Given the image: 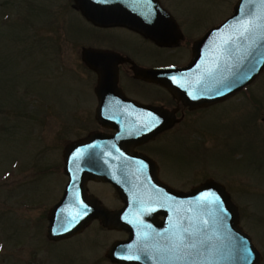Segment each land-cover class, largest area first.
I'll list each match as a JSON object with an SVG mask.
<instances>
[{
	"label": "rangeland",
	"instance_id": "obj_1",
	"mask_svg": "<svg viewBox=\"0 0 264 264\" xmlns=\"http://www.w3.org/2000/svg\"><path fill=\"white\" fill-rule=\"evenodd\" d=\"M67 1L0 0V264L48 263V242L35 220L44 205L32 204L43 203L41 196L47 191L41 194L31 166L44 157L58 160L69 141L90 129L84 127L85 114L74 113L75 105L91 102L92 93L84 75L72 71L78 67L77 38H72L78 31L68 29L74 18ZM236 2L166 1L182 18L186 10L195 18L193 30L185 28L190 37L227 18ZM262 73L248 86L250 99L239 95L219 104L204 122L205 129L182 128V190L190 191L209 177L225 184L238 206L240 225L264 250ZM24 160L27 168L21 172ZM50 181L54 194H59L56 185L62 177L55 174ZM22 195L27 197L26 207H21ZM104 244L102 234L92 227L79 238L54 244L50 264H101Z\"/></svg>",
	"mask_w": 264,
	"mask_h": 264
},
{
	"label": "flooded vegetation",
	"instance_id": "obj_2",
	"mask_svg": "<svg viewBox=\"0 0 264 264\" xmlns=\"http://www.w3.org/2000/svg\"><path fill=\"white\" fill-rule=\"evenodd\" d=\"M159 1L181 30V37L172 45H161L128 26L96 25L75 7V0L67 1V10L74 18L68 29L78 31L72 35L77 38L78 67L72 71L74 74L77 71L78 76L84 75L92 93L91 102L85 106L75 105L74 113L85 114L83 124L90 129L69 141L58 160L44 157L31 166L39 179L34 182L42 185L41 194L47 191L41 196L43 203H32L44 205V211L35 220L44 229L48 242L44 245L50 254L45 257L47 264L51 263L52 255L54 260V244L79 238L92 227H96L105 242L99 256L101 264H171V252L178 248L181 254L182 250V201L171 199L173 191L182 192V128L205 129L204 122L210 120L211 112L219 104H227L239 95L250 99L248 86L223 99L204 97L202 80L210 66L205 64L207 55L203 47L197 62L199 99L186 102L166 85L144 77L150 69H157L164 80L172 79L167 69L188 65L195 43L216 24L205 26L190 37L185 28L189 26L193 30L195 18L187 10L182 18L168 6L167 0ZM86 48L97 52L85 56ZM92 132L101 138L95 143L81 142ZM116 134L119 137H111ZM90 158H99L102 178L86 179L88 170L92 171L97 164L86 162ZM26 168V160L20 162L19 170L23 172ZM55 174L62 177L61 184L56 185L60 190L57 195L52 190L53 184L47 182L48 178L55 179ZM67 188L68 205H78L84 194H93L105 209L117 212L112 221L114 225L97 218L68 238H49L50 210ZM47 196L54 198L48 201ZM27 203V197L22 195L21 207H26ZM257 247L263 257L261 264H264V250ZM36 259L37 263L42 262L40 256Z\"/></svg>",
	"mask_w": 264,
	"mask_h": 264
},
{
	"label": "water",
	"instance_id": "obj_3",
	"mask_svg": "<svg viewBox=\"0 0 264 264\" xmlns=\"http://www.w3.org/2000/svg\"><path fill=\"white\" fill-rule=\"evenodd\" d=\"M75 7L96 25L128 26L161 45H172L181 37L177 21L159 0H75ZM202 47L205 64L210 66L202 80L205 98L223 99L251 84L264 70V0H237L234 12L195 43L188 65L167 69L172 79L164 80L157 69H150L144 77L166 85L186 102L199 99L197 62ZM91 52L97 51L86 48L84 55ZM100 138L92 132L81 142L95 143ZM86 162L97 163L86 179L102 178L99 158ZM171 199L182 201V250L181 254L178 248L171 252V264H180L179 255L181 264H261L262 253L240 225L238 206L225 184L209 177L190 191H173ZM68 200L67 188L50 210L49 238H68L97 218L114 225L117 212L105 209L95 195L84 194L75 206L68 205Z\"/></svg>",
	"mask_w": 264,
	"mask_h": 264
}]
</instances>
